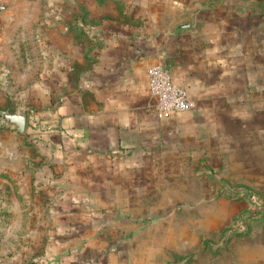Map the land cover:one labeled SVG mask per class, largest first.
Listing matches in <instances>:
<instances>
[{
    "label": "rangeland",
    "instance_id": "374dc122",
    "mask_svg": "<svg viewBox=\"0 0 264 264\" xmlns=\"http://www.w3.org/2000/svg\"><path fill=\"white\" fill-rule=\"evenodd\" d=\"M206 1L233 35V76L208 96L213 109L197 114L209 154L184 151L145 172L114 168L105 155H56L40 122L65 99L64 72L79 77L84 42L103 23L147 21L137 14L143 0H0V110L27 113L24 132L0 114L3 257L22 251L27 264H264V0Z\"/></svg>",
    "mask_w": 264,
    "mask_h": 264
},
{
    "label": "crops",
    "instance_id": "0c3cea01",
    "mask_svg": "<svg viewBox=\"0 0 264 264\" xmlns=\"http://www.w3.org/2000/svg\"><path fill=\"white\" fill-rule=\"evenodd\" d=\"M143 3L137 14L147 21L112 27L103 23L104 31L84 42L79 77L67 79L64 72L65 99L48 107L40 120L46 126L43 132L53 138L56 155H105L114 159V168L146 172L147 167H165L167 156H183L184 151L203 158L209 154L208 137L199 136L205 125L197 114L213 107L208 96L221 85L220 79L233 76L230 21H215L206 0L199 6L192 0ZM190 19L195 21L184 23ZM155 63L187 89L195 103L190 111L158 115L147 74ZM246 76L252 75L248 71ZM50 85L56 95V80ZM0 264L27 263L22 251L3 257L0 248Z\"/></svg>",
    "mask_w": 264,
    "mask_h": 264
},
{
    "label": "built area",
    "instance_id": "2783aa9c",
    "mask_svg": "<svg viewBox=\"0 0 264 264\" xmlns=\"http://www.w3.org/2000/svg\"><path fill=\"white\" fill-rule=\"evenodd\" d=\"M149 88L157 98L158 115L172 111H188L194 106L187 89L176 83L172 73L162 64H151L147 68Z\"/></svg>",
    "mask_w": 264,
    "mask_h": 264
},
{
    "label": "water",
    "instance_id": "95a60500",
    "mask_svg": "<svg viewBox=\"0 0 264 264\" xmlns=\"http://www.w3.org/2000/svg\"><path fill=\"white\" fill-rule=\"evenodd\" d=\"M1 121H6L8 124L15 123L18 130L25 131L27 123V113L25 111L16 110L11 112L9 110H0Z\"/></svg>",
    "mask_w": 264,
    "mask_h": 264
}]
</instances>
